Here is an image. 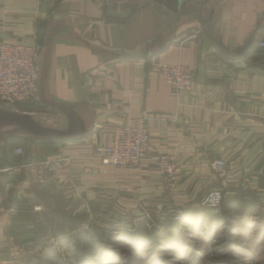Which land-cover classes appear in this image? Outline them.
Returning <instances> with one entry per match:
<instances>
[{
    "label": "crops",
    "instance_id": "0c3cea01",
    "mask_svg": "<svg viewBox=\"0 0 264 264\" xmlns=\"http://www.w3.org/2000/svg\"><path fill=\"white\" fill-rule=\"evenodd\" d=\"M101 1L0 0V41L42 46L40 101L0 106V264L114 212L188 210L197 222L216 190L222 203L264 200V0ZM157 63L192 69V90L174 94ZM143 113L150 153L176 159L172 187L150 161L117 169L93 157ZM59 157L62 170L48 173Z\"/></svg>",
    "mask_w": 264,
    "mask_h": 264
},
{
    "label": "rangeland",
    "instance_id": "374dc122",
    "mask_svg": "<svg viewBox=\"0 0 264 264\" xmlns=\"http://www.w3.org/2000/svg\"><path fill=\"white\" fill-rule=\"evenodd\" d=\"M263 201L239 197L214 213L201 203L197 222L188 220V210L143 207L129 217L114 212L74 236L40 245L22 264H264Z\"/></svg>",
    "mask_w": 264,
    "mask_h": 264
},
{
    "label": "built area",
    "instance_id": "2783aa9c",
    "mask_svg": "<svg viewBox=\"0 0 264 264\" xmlns=\"http://www.w3.org/2000/svg\"><path fill=\"white\" fill-rule=\"evenodd\" d=\"M112 0L99 2L101 8L110 7ZM124 2V1H123ZM123 2L118 0L119 4ZM260 45L264 47V38ZM42 46L17 41H0V106L13 107L19 103H37L40 101L39 78ZM170 87L174 94L192 90L194 72L185 65L157 63L151 66ZM146 113L137 125H124L114 130L109 145H96L93 157L104 166L117 169H140L146 161L152 162L158 169L165 185L172 187L178 182V166L172 155L150 153V133ZM16 155H23L24 150L18 147ZM65 160L62 157L52 158L43 163L44 169L55 174L62 170ZM220 177L227 176V163L218 159L213 164ZM222 190L211 192L202 202L203 206L217 210L223 201ZM6 203L5 187L0 179V213ZM88 213L91 211L88 209Z\"/></svg>",
    "mask_w": 264,
    "mask_h": 264
},
{
    "label": "water",
    "instance_id": "95a60500",
    "mask_svg": "<svg viewBox=\"0 0 264 264\" xmlns=\"http://www.w3.org/2000/svg\"><path fill=\"white\" fill-rule=\"evenodd\" d=\"M159 3L165 4L168 7H172L175 3V0H156Z\"/></svg>",
    "mask_w": 264,
    "mask_h": 264
}]
</instances>
